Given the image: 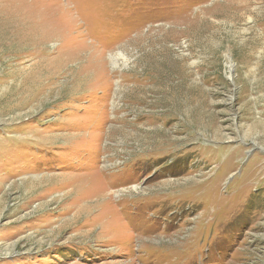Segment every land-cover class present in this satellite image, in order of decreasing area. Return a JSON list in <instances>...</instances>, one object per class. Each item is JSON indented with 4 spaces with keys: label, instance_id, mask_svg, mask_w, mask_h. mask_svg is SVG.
<instances>
[{
    "label": "rangeland",
    "instance_id": "rangeland-1",
    "mask_svg": "<svg viewBox=\"0 0 264 264\" xmlns=\"http://www.w3.org/2000/svg\"><path fill=\"white\" fill-rule=\"evenodd\" d=\"M0 264H264V0H0Z\"/></svg>",
    "mask_w": 264,
    "mask_h": 264
},
{
    "label": "bare ground",
    "instance_id": "bare-ground-1",
    "mask_svg": "<svg viewBox=\"0 0 264 264\" xmlns=\"http://www.w3.org/2000/svg\"><path fill=\"white\" fill-rule=\"evenodd\" d=\"M234 153V152H233ZM230 155V154H229ZM218 156V155H217ZM230 157V156H229ZM230 167H231V165H230ZM223 168V167H222ZM260 168H261V166H260ZM220 169H221V166H220ZM222 170V169H221ZM230 170V169H229ZM222 175V174H221ZM211 193V192H210ZM210 195V194H209Z\"/></svg>",
    "mask_w": 264,
    "mask_h": 264
}]
</instances>
